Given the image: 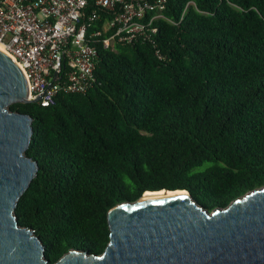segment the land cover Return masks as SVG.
<instances>
[{
  "label": "trees",
  "instance_id": "1",
  "mask_svg": "<svg viewBox=\"0 0 264 264\" xmlns=\"http://www.w3.org/2000/svg\"><path fill=\"white\" fill-rule=\"evenodd\" d=\"M149 40L99 49L84 92L33 117L39 170L15 212L52 262L101 253L108 212L186 189L210 210L264 186V0H167Z\"/></svg>",
  "mask_w": 264,
  "mask_h": 264
},
{
  "label": "water",
  "instance_id": "2",
  "mask_svg": "<svg viewBox=\"0 0 264 264\" xmlns=\"http://www.w3.org/2000/svg\"><path fill=\"white\" fill-rule=\"evenodd\" d=\"M40 99L29 98L23 70L0 50V264H264V186L212 210L186 189L152 197L145 192L109 210L103 252L72 247L52 262L15 212L39 163L27 154L33 117L11 105Z\"/></svg>",
  "mask_w": 264,
  "mask_h": 264
},
{
  "label": "built area",
  "instance_id": "3",
  "mask_svg": "<svg viewBox=\"0 0 264 264\" xmlns=\"http://www.w3.org/2000/svg\"><path fill=\"white\" fill-rule=\"evenodd\" d=\"M167 0H0V44L23 70L29 98L88 89L99 49L149 40Z\"/></svg>",
  "mask_w": 264,
  "mask_h": 264
},
{
  "label": "bare ground",
  "instance_id": "4",
  "mask_svg": "<svg viewBox=\"0 0 264 264\" xmlns=\"http://www.w3.org/2000/svg\"><path fill=\"white\" fill-rule=\"evenodd\" d=\"M0 50L5 52L6 54H8V51L6 50V48L2 44H0ZM176 193H185V191L184 190L183 191L182 190L167 191L166 189H163V190H159V191H147L145 193V195L147 197H152V196H162V195L176 194Z\"/></svg>",
  "mask_w": 264,
  "mask_h": 264
}]
</instances>
